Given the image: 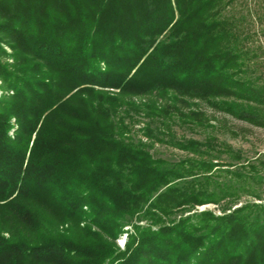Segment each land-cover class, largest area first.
<instances>
[{
  "label": "trees",
  "instance_id": "obj_1",
  "mask_svg": "<svg viewBox=\"0 0 264 264\" xmlns=\"http://www.w3.org/2000/svg\"><path fill=\"white\" fill-rule=\"evenodd\" d=\"M234 1L0 0V264H264V152L171 136L168 159L125 120L209 125L204 100L264 125Z\"/></svg>",
  "mask_w": 264,
  "mask_h": 264
},
{
  "label": "rangeland",
  "instance_id": "obj_2",
  "mask_svg": "<svg viewBox=\"0 0 264 264\" xmlns=\"http://www.w3.org/2000/svg\"><path fill=\"white\" fill-rule=\"evenodd\" d=\"M232 10L237 13L248 15V19H256L254 27L259 30L254 36L260 44H263L264 50V0H235ZM250 12L253 13V15L249 16ZM260 57L264 59V51ZM262 70L261 68L257 70V72L260 71L264 74ZM190 106L203 110L207 117H209L211 123L209 125H195L192 122H180L175 116L173 120L163 117L150 119L141 113H136L133 117L127 116L125 118V120L129 122V133L132 134L134 138L141 137L148 140L149 148L154 155L173 160L182 158L190 153L171 144L168 141L171 136H173V138L194 137L200 140L206 138L211 139V152L217 154L218 157L216 160L221 161V163L231 160L225 144L231 146L234 150H238L242 155L241 160L253 158L264 152V125L255 124L254 122L238 118L228 112L215 109L204 100H197V103L193 101ZM162 118L165 120L161 121ZM146 123H148L150 127V137L144 132ZM169 132H172V135ZM222 166L224 167L226 165ZM262 190H264V187H262ZM262 195L264 196V191ZM246 198H251L256 201L262 200L254 198L253 196L251 197L250 195H242L233 205L240 204ZM194 209H212L216 213L221 212L220 207L215 202L197 204ZM190 211H187V213ZM127 226L129 225L125 227ZM73 229L75 230L76 227L74 226ZM126 234L127 232L123 231L116 238V244L119 247H123L127 236Z\"/></svg>",
  "mask_w": 264,
  "mask_h": 264
}]
</instances>
